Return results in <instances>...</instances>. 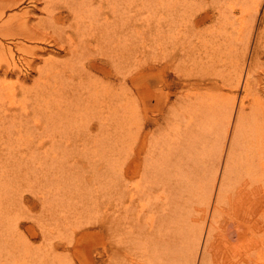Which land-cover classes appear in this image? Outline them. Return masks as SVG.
Wrapping results in <instances>:
<instances>
[{"label":"bare ground","instance_id":"6f19581e","mask_svg":"<svg viewBox=\"0 0 264 264\" xmlns=\"http://www.w3.org/2000/svg\"><path fill=\"white\" fill-rule=\"evenodd\" d=\"M23 1L0 0V264L27 263L37 257V144L42 123L43 131L54 130V125L57 131L61 129L59 134L52 133V152L68 149V155L74 148L84 151L119 144L115 125L122 108L117 105L116 81L124 30L120 31L118 0H46L45 17L38 23L31 9L13 11ZM246 1L250 7L236 14L234 7L229 12L218 5L212 12L201 10L192 18L190 29L219 15L212 30H197L198 46L188 39L193 46L189 44L186 50L183 44L172 42L173 52L183 51L175 55L179 60L178 80L168 75L172 63L168 58L167 25L163 28L159 20L162 8L151 15L157 21L150 31L152 43L147 56H151L144 62L146 71L132 78L138 90L131 97L136 100L133 108L137 123L136 127L132 125L136 131L130 133L128 147L129 141L121 135L117 167L108 174L114 179L100 188L106 206L97 260L87 251L83 264H264V235L257 230L261 218L255 215L264 200V30L259 33L258 29L254 37L264 0ZM167 8L172 13L165 14L171 19L168 31H174V24H183L187 17L191 21L192 8ZM254 9L255 16L247 23L246 13ZM52 28L56 35H52ZM52 36L65 53L62 56L71 58L64 62L63 72L64 59L46 58L44 66H38V59L47 51L36 45L49 42ZM8 37L14 39L13 45L3 41ZM14 47L19 53H29L17 57ZM23 64L31 71L53 72L54 86L47 84L37 94H29L32 91L25 84L30 75L24 73ZM96 70L106 73L108 82L93 78ZM77 72L82 78L74 87L85 86L87 90L74 94L79 99L76 105L87 103L86 107H91L71 112L69 107L64 108L61 85H71L69 80L76 79ZM11 75L16 77L15 83H8ZM85 75H92L89 83H85ZM45 92H50L56 106L46 114ZM178 93L177 102H172L171 96ZM57 109L62 111L58 117ZM50 114L55 121H49ZM95 119L97 126L90 124ZM161 119L166 125L161 124L155 136L152 126L159 125ZM80 162L76 159L73 165ZM65 186L52 191L51 208L55 213L57 205L71 209L69 201L74 204L77 200ZM72 190L87 197L84 186H73ZM235 197L247 204L244 206L250 217L242 223L246 230H231V238L230 233L227 237L222 232L216 242L213 233L220 220H225L223 207L233 203ZM195 200L202 205H196ZM144 215L149 217L150 230H141ZM9 235L14 239L7 238ZM53 258L52 264H60L56 256Z\"/></svg>","mask_w":264,"mask_h":264},{"label":"rangeland","instance_id":"374dc122","mask_svg":"<svg viewBox=\"0 0 264 264\" xmlns=\"http://www.w3.org/2000/svg\"><path fill=\"white\" fill-rule=\"evenodd\" d=\"M46 5H47L46 0H25L21 4H19L20 7L18 6L13 11L23 13L26 10L31 9L34 11V15L36 16V19L34 20L36 21L35 23H38L41 18L45 17L43 11L45 12ZM174 5L175 7L185 6V8H192L191 14H189L191 21L187 17V19L185 20L183 24H178V25L174 24V31L173 29L168 31V29L170 28L169 20L171 19L170 17L167 19L166 18L167 16H165V14L168 15V13L170 12V10L167 7H171ZM218 5H223L224 8L229 12L232 10L231 7H234V13L236 14L239 11H242L244 7H248V6L250 7V2L246 0H118V9H119L118 13L120 14V21H119L120 31L124 30V32H122L120 35L121 37L120 40L123 45L120 46L121 52H120L119 67H118L119 69L118 71L120 73L118 74V78L116 81L118 83L117 88L119 91L118 97H117V105L119 106V110L122 108L120 110L121 112L119 111V114H118L119 116L117 117L118 120L115 125L116 130L118 129L117 132L119 133V138H120V139L118 138L119 144H117V146L113 148H106V149L91 148V149H84V151L81 149L74 148L71 150V152L68 155L65 154L68 149L62 150L60 148H57L55 152H52L50 140H51L52 133L56 132L57 129L55 125L53 124L55 128L54 130H51L49 132L43 131V126L45 123H42V128L40 130L38 144H37V158L39 160L38 176H39V192H40L39 193L40 201H39V206L37 210L39 228L37 230L38 236L34 240L36 245L38 246L37 257L30 262H27V263L22 262L20 264H47V262L48 264H52L54 263L53 261L54 256L57 257L58 263L60 264H83L84 257L87 256V251H91L93 257H95V260H97L96 254H97L98 247L100 246L99 243L101 241L99 230H102L101 228H102L103 220L105 217L104 210L106 206L105 201H104V199L106 200V198L103 196L104 194L100 193V188L103 185V183H106L108 179H114V176L109 177L108 174H111L113 173V171L115 172L116 170V167H117L116 150L119 149L118 146H120V143L122 140L121 137L126 136L127 141H129L128 142L129 144L127 143V147H128L132 141L130 137L131 135L130 133L134 134L136 131V128L133 129L134 127H136V123H137V119L135 116L136 108H133L134 102H136V100H135V97H133L134 100L131 97L136 96V92H138V90L133 84L132 78L133 76H137L145 70L146 64H144V62L147 61V57L150 58L151 56V53L149 56H147V54L149 53L148 46L151 48L150 45L152 43V39H151L152 35L150 31L152 30V25L155 22H157L151 15L154 13V11H157L162 8L161 9L162 11L159 10L161 11L160 13L162 14L161 15L159 13V20H161L162 24L164 23V25L161 24L163 28L164 26L167 25L165 27V30L168 32L166 33V36L168 38L167 42H169V45H168L169 46L168 48L169 57L168 58H170L169 60L172 63V66L170 70L168 71V75L171 80H178V76H177L178 69H177L176 64L178 63L179 60H176L175 55L177 53L183 54V51L173 52L174 51L173 48H175L173 43L181 44V45L183 44L184 46L187 47L186 50H188V48H190V46L192 47L194 44L195 45L197 44L198 46L197 36L199 33L198 31H200L198 29L200 28L202 30L203 28L204 30H208V31L212 30V27L214 25L217 26L218 24L219 19L217 18H219V15L216 14V17H214L215 19L213 18L212 20H209L207 23H205L206 25L204 24L203 26L193 27V29H190L191 24H193L192 18L193 19L194 17L196 18V16L199 13H201L203 10H209L210 12H212L213 9L218 7ZM163 8H165V11ZM255 9L254 11H252L251 14L248 12L246 13L247 23L249 21L252 22L255 16ZM193 10L195 12H193ZM260 11H261L260 17L258 21V23L259 22L260 23L257 24L258 27L255 28L256 31H255L254 37L258 36V34L264 30V5L263 7H261ZM170 14L172 13H169V16H171ZM160 15L162 19H160L161 18ZM187 20H189L188 21L189 23L187 22ZM165 23H168V24H165ZM182 26L185 27L186 32ZM63 27H66V26H63ZM187 28L189 29V32L191 31V33L188 32ZM175 30L179 33L175 32ZM257 30L259 33L257 32ZM50 31L52 35L57 34L56 30H53V28L50 29ZM182 31L183 33H181ZM172 33H174L175 35ZM169 34H171L172 36H170ZM242 37L244 39L247 37V28L243 32ZM54 38H56V36L54 37L52 36L51 38L52 40L50 39L49 42L47 43H39V45L38 44L36 45L38 47H40L41 45L40 48H44L42 50L47 51L46 54L41 56L42 58L40 57V59H38V62H39L38 66L40 67L44 66L46 58L53 57V58L64 59V60H61V65L63 69L62 72H63L66 69L64 62H70L71 58L70 56L69 57L62 56V55H65V53H63L62 50L55 44L56 40ZM124 38L125 40H123ZM188 39L190 42L192 41V44L193 43L194 44L192 45L190 44V42H187ZM3 41L7 43L8 45H13L14 39L8 37V38H3ZM124 41L125 42L127 41V42L125 43ZM25 45L32 46V44H25ZM21 47L24 48L23 45ZM263 50L264 49H262V51ZM19 52L20 51L16 47V49L14 50V53L17 57H26L27 55H23L22 53H29L25 50L22 53H19ZM171 54L173 57H170ZM28 57L35 58L34 56H31V55ZM60 57H63V58H60ZM262 59L264 61V57ZM175 66H176V74L174 72ZM261 70L262 69H260V71ZM23 71L24 73H27L28 75H30L28 82L25 84V88L27 90L32 91L29 94H34L37 91H40L41 90L40 87L42 86L43 88L47 84H52L54 86L56 75L53 72L52 74H50L51 71H48L45 73L42 71L39 72V70L31 71L26 64H23ZM62 72L58 74L57 76H61ZM70 73L71 72H69V74ZM91 76L92 75H87L85 77L86 78L84 80L85 83L90 82L89 79ZM92 77L95 79L96 78L106 79V81L108 78H110L108 77L106 73L101 72L100 70H96V72L93 73ZM15 78H16L15 76H12V75L9 76L7 79L8 83H15L16 82ZM80 78H82V76H80V74L77 72L76 73L77 80L74 78L69 80L71 81L70 82L71 85L69 86L61 85L62 86L61 92L65 94V99L63 101L64 108L69 107L67 110L70 109L71 112H76L79 109L86 110L89 107H91L90 104H89V107H86L87 103H81V104L76 105L79 99H77L76 97L74 98V94L76 93L82 94V92H85L87 90L85 86L78 87V88L74 87V84H77ZM261 78L264 79V76ZM147 81L150 86V81L149 80ZM179 93L171 96L172 102H177L179 95H181ZM45 95H46V99L43 102V113L46 114L48 113L49 110L56 108V106L53 103V96L50 94V92L48 93L45 92ZM37 97L39 99L40 95H37ZM129 100L132 102H130ZM128 107H130V109ZM124 109L126 110V112ZM132 110H135V111H132ZM142 111L146 114V111L144 110ZM148 111H147V114H149ZM61 112L62 111L58 112V109H57L56 117H58L59 113ZM127 112L129 114H127ZM150 116L153 118L154 114L150 113ZM95 120L96 121L90 122V124L92 125L94 124L95 126H97V119ZM129 120H130V123H125L126 121L129 122ZM42 121H45V119L43 118ZM49 121L51 122L55 121L54 114L49 115ZM127 124H130V125H127ZM161 124H162V127L166 125V124H163V120L161 119L159 125L152 126V130L154 129L153 134H155V136L158 135L157 133H159V130L157 129L160 127ZM132 125H134V127ZM124 126L125 128H123ZM130 126L132 129H130ZM60 130L61 129H59L56 132V134H59ZM93 131H94L93 133L95 134L97 132V128L95 127ZM120 131L123 133L125 132V134H122V133L120 134ZM76 159H80L82 160V162L74 166L73 162ZM63 185H66L65 191L69 189L70 196H72L73 198H76L77 200L75 201L74 204L69 201L71 209H67L65 206L59 207V205H57L55 208L56 210V213H55V211L51 208L52 191H54L55 189H59L58 188L59 186L63 187ZM78 185L84 186L86 188L87 197L82 198L81 196L73 192L72 187L78 186ZM105 188H106V185H105ZM109 198L112 200V197L110 195H109ZM61 202L65 204V200H61ZM240 203L242 207L239 206ZM196 205L200 206L202 204L197 203ZM226 205L227 204H225L223 207L225 209V215H224L225 220H220L221 223L219 222L220 224H218L217 226V230H220V229L221 230L220 231L215 230L213 233L214 237L216 238V242L218 241L219 237L222 236L221 235L222 232H225L222 234H225L227 237L230 233L229 237L231 238L232 236L231 230L232 231L246 230L244 227L245 224H242V223H245V221H247L248 218L250 217L249 215H247L248 213L247 206H244V205H247L246 202L242 201L239 197H235L233 199V203H230L227 206ZM230 209H234V210H230ZM237 209L240 211H238ZM111 212H112V209H111ZM257 214H258V219L259 217L261 218V225L259 226L257 230H260L261 232H263V235H264V200L261 201L260 210L259 212H256L255 215ZM224 224H226L227 227ZM140 225H142L141 230H150L151 225L149 222V217L144 215L142 219V223ZM27 236L33 241V239L31 238L30 232H27ZM7 238L14 239L11 235H9ZM53 247L54 249H52ZM49 252H51L50 253L51 255H49ZM43 260H46V263H44L45 261ZM7 264H16V263L8 262Z\"/></svg>","mask_w":264,"mask_h":264}]
</instances>
